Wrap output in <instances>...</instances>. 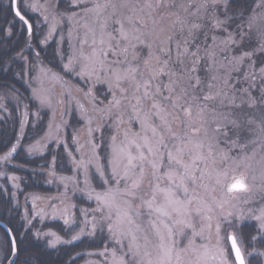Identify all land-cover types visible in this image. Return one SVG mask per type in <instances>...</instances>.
<instances>
[{"label":"rangeland","instance_id":"rangeland-1","mask_svg":"<svg viewBox=\"0 0 264 264\" xmlns=\"http://www.w3.org/2000/svg\"><path fill=\"white\" fill-rule=\"evenodd\" d=\"M99 2L108 3V7L99 16L91 12L72 18L70 13H83L84 8H92L91 0L82 7L73 9H69L67 0H25L24 11L34 18L39 27L44 28L41 43L45 45L56 42V52L62 66L60 71H56L46 63L33 61L21 53L14 58V62H23V69H17L16 73L28 89L32 100L38 105L35 110L36 117L43 111L48 114L43 134L28 144L26 149L30 155H41L46 153L50 146H62L66 162L72 168L71 173L64 177L73 179L61 181V176L51 178L49 184L54 187L53 192H29L19 199L22 177L7 171L3 165L4 160L0 159V173H3L0 175V186L4 187L6 182L12 188L15 203L22 208L28 224L35 220L41 223L55 220L70 228L71 233L67 236L52 229L37 231L38 236L47 239L51 247L69 244L86 236L106 235L103 247L87 251L81 264H111V251L101 255L104 249L115 248L118 254H122L127 248L118 247L117 242L110 238L107 228L103 232L97 230L95 235L90 234L93 216L98 219L101 214L92 211L97 207L95 198L89 199L87 192L82 191L86 188L85 171L83 166L77 168L75 161L83 159L87 162L92 158V144L95 143L100 163L104 166L106 174L111 175L109 161L113 153L112 137L116 138L118 149L128 143L125 138L126 131L129 139L135 138L134 133H140L141 136L147 135L155 140L150 130L142 131L140 120L132 119L135 108L141 116L148 117L145 127L156 126L157 131L164 135V143L159 146V153L163 155L164 160L159 179L146 160L142 165L144 180L136 190V198L125 196L126 199H132L133 219L142 229L137 232L140 242L143 243L144 235H147L151 242L147 250L152 253V258L156 256V246L160 240L150 224L156 217L149 215V210L143 206L142 200L151 198L153 187L157 183L161 188L170 184L163 175L169 166L168 153L176 155L178 149H183L180 156L196 176L195 181H186L190 194L195 198L191 208L205 209L203 215L191 212V221L196 230L203 231V235L195 237V245H207L211 256L217 244V222H220L223 228L225 223L222 215L227 211L240 209L247 215L242 221L236 217L237 227L229 229V232H235L247 264H251V259L253 264H264V251L257 246V240L264 239V229H260L258 221L248 218L259 215L260 209L264 208V104L250 106L246 102L247 95L242 92L243 89H249L250 94L259 100L261 90L264 89V80L260 78L259 73L260 68L264 67V52L257 51L251 59L245 58L242 62L233 59L242 51L250 52L259 49L261 45L264 20H258L251 29L247 28L249 16L254 11H261L256 6L258 0H254L253 8L247 16L243 17L240 13L235 23L231 19L230 23L222 28L213 26L211 8L197 12L202 0ZM32 5L36 7L33 8ZM223 12V8L219 9L220 19H224ZM228 15L233 18L230 13ZM118 21L123 23L129 40L120 37L121 24ZM194 23L202 27L192 29V36H189L188 30ZM239 25L243 27H238ZM6 30L9 32L8 28ZM229 32H243L246 37L243 45L226 43ZM108 34L113 37L111 41H108ZM133 36H139L140 39H131ZM102 37L106 41L105 45L99 43ZM184 38L189 41V51L178 57L177 42H180L179 51L182 53ZM45 40L46 43L42 42ZM101 48L108 53L107 56L99 57L104 67H100L97 58L93 56V51H99ZM124 49H127V52L123 51ZM74 51L77 56L82 51L84 57L89 58L84 60V57H81L83 63L88 65L86 70L80 63L75 65V70L65 67ZM193 52H197L198 59L191 55ZM193 60L196 61L195 71H192ZM249 64H253V67L250 68ZM129 68L136 69L132 74L134 79L126 72ZM160 68H164V71L154 75ZM42 69L44 71H41ZM82 70L85 75H78L77 72ZM93 71L95 75H88ZM250 74L255 75L254 82ZM117 76L120 79H117ZM196 77H199V84H196ZM145 82H148V95H145L143 87ZM137 85H140L139 90ZM169 85L172 88L171 94L167 87ZM89 92L91 94H88ZM209 95L212 99L205 100L204 97ZM177 96L181 97L175 101L179 107H175L173 103ZM114 98L120 101L118 105ZM41 99L49 102L42 104ZM19 103H22L21 109ZM154 104H158L159 108L154 107ZM13 106H18L21 115L28 110L17 91H1L0 121L11 116ZM189 107L190 116L184 111ZM160 109L164 110L161 115L165 116L175 135L168 132L160 116L155 115ZM224 115L230 120L238 121V126L223 120ZM221 125L224 127L221 128ZM193 128L198 131H192ZM89 129L92 130L91 133ZM189 140L191 143H188ZM197 143L203 145L198 153L202 158L196 160L193 167L192 157L196 154L193 146ZM104 145L107 146L105 151ZM131 151L133 155L138 154L135 146H132ZM222 155L227 158L222 159ZM241 160L244 161L243 164H239ZM54 161L56 162L57 158L54 157ZM126 162L124 159L122 164ZM135 163L134 171L139 174L141 163ZM170 166L177 172L184 171L180 165ZM88 169L87 179L91 187L96 192H102L99 174L95 171L96 165L89 164ZM13 177L17 179L14 180ZM240 178L244 179L247 189L229 190L230 185ZM126 183L130 184L131 181H121L119 187L123 188ZM110 184L116 186L112 181ZM119 195L121 194H118V197ZM156 195L157 203L162 202L163 194ZM117 202H120L119 199ZM221 203L223 208L219 207ZM115 215L114 208V219ZM168 222L171 223V220ZM245 223H254L258 230L249 243L245 242L241 233V226ZM191 237L192 230L187 229L184 235H175L173 239L177 247L183 249ZM53 241L58 242L53 244ZM128 242L125 239L124 244L127 245ZM197 258L198 253L189 252L183 256L182 264H195ZM231 258H234L233 253ZM208 264L214 262L209 260Z\"/></svg>","mask_w":264,"mask_h":264},{"label":"snow or ice","instance_id":"snow-or-ice-1","mask_svg":"<svg viewBox=\"0 0 264 264\" xmlns=\"http://www.w3.org/2000/svg\"><path fill=\"white\" fill-rule=\"evenodd\" d=\"M89 0H67V4L69 9L73 8H80L86 3H88ZM93 3L92 8H84L83 13H77L72 12L70 13L72 18H75L78 15L81 14H87L91 12H95L97 16L108 7V3L101 4L99 0H91ZM25 6V0H10L9 7L10 10L13 11L14 16L18 17L21 21H24L27 24V28L29 33L32 31V24L27 23L25 20V17L21 14V7ZM257 8L261 11L259 13L253 12L249 18L247 23V28L251 29L255 23H257L258 20H264V0H258ZM33 8L36 7V5H32ZM231 7V0H202V3L200 4L199 8L197 9V12L200 11V9H204L207 11L209 8H211V19L214 21L213 26L215 28H222L228 25L232 19L231 16L228 15V11ZM223 8L224 12V19H220L219 16V9ZM68 15V13H65ZM196 13H193L195 15ZM45 19H48V17H45ZM55 19V18H54ZM118 23L121 24L119 35L124 40H129L128 34L124 31L123 23L118 21ZM55 25H53V28ZM202 25L200 24H192L189 31V36H192V29H199ZM238 27H243V25H239ZM183 31V28L181 29ZM9 34L10 30H9ZM51 35V32L49 33ZM71 35V34H70ZM262 36V42L259 47V49H253L250 52H241V54L237 57H233L237 62H242L245 58L251 59V57L255 54V52H264V32L261 33ZM238 37V39H237ZM245 34L243 32H236V33H228V40L226 43L229 44H236V45H243L245 40ZM113 37L108 34V41H111ZM131 39L139 40V36H133ZM171 39V38H169ZM215 40V37L213 38ZM47 42V40L42 41ZM86 42V41H85ZM188 39H183V52L181 53L179 51L181 45L180 42H177V55L178 57L184 54L188 53ZM95 43V41H93ZM101 45H105L106 41L102 37L99 41ZM108 47L111 48V44L108 43ZM134 47V45H133ZM123 51L127 52V49H124ZM107 52L101 48L99 51L94 50L93 56L97 58V63L100 67H104L103 61L100 60V56H107ZM193 57H196L198 59L197 52L191 53ZM135 56V54H134ZM81 57H84L83 52H80V55L77 56L75 54V51L73 52V55L69 58L68 65H65V67H69L71 70H75V65L77 63H80L82 65V68L86 70L88 68L87 64L83 63V60H81ZM89 59L88 57H84V60ZM195 63L196 61L193 60V69L192 71H195ZM165 66L167 62H164ZM249 67H253V64H249ZM82 70L80 72H77L78 75H85V71ZM41 71H44L43 69ZM136 69L129 68L126 70L128 75H132L135 73ZM164 68H160L157 73H154V75H158L159 72H163ZM260 78L264 80V67H261L259 70ZM88 75H95L94 71L89 72ZM252 77V81L255 80V75L250 74ZM132 78L134 79V75H132ZM117 79H120L119 76H117ZM196 84H199V77H196ZM140 85H137V89L139 90ZM145 88V95H148L147 87L148 82H145L143 85ZM169 88V93L171 94L172 88L171 85L167 86ZM251 87V83H250ZM157 91H159V88H157ZM242 92L247 95V103L250 106H255L257 103L264 104V89L261 90V96L259 100H257L256 97H253L249 89H243ZM35 94V93H34ZM88 94H91L90 92ZM181 97L177 96L174 98V106L179 107L178 104L175 103V101L179 100ZM205 100L212 99V96H205ZM49 101H46L44 99H41V103H46ZM114 102L118 105L120 103L119 100H115ZM234 102V101H230ZM154 107L159 108L158 104H154ZM163 109H160V111L156 112L155 115L160 116L161 122L164 124V126L167 128L168 132H170L172 135H175L174 132H172L171 126L168 124L167 120L165 119V116L161 115V112H163ZM186 115H191V108L184 109ZM202 111V109H201ZM134 115L132 119H138L141 121L142 125V131H148L150 130L153 137H155V140L150 139L147 135L141 136L140 133H134L132 139L128 138L127 131L125 132V138L128 141L126 145L123 147L117 148L115 144V137H112L113 140V153L112 158L109 161L111 164V175L106 174L104 170V166L100 163L99 154L97 151V145L95 143L92 144V152L93 157L90 158L87 162H85L83 159L80 161H75L76 167L79 168L83 166L85 171V185L86 188L82 189V191H86L89 199L95 198L97 202V207L93 209V213L99 212L101 215L97 219V217L93 216V222L91 224V232L90 234L95 235L96 231L103 232L105 228H107L108 232L110 233V238L115 240L117 242L118 247H126L127 251L118 254L117 250L114 249H108L105 248L104 252L101 253V255H104L105 253L111 251V264H182V258L184 255H186L189 252L198 253V258L195 261V264H208V261L211 260L214 262V264H236L238 261L239 264H246L245 261V255L240 246L237 243V236L235 232H229V229L237 227L236 223V217H239V219L242 221L246 217V213L243 212V210L236 209L235 211H227L222 215V220L225 223V226L222 228L221 223L217 222L216 224V233H217V244L214 246L215 251L212 253L211 256H209V250L207 245H201L197 247L194 243L196 236L203 235V231H197L195 228V225L191 221V212H196L198 214L204 213L203 207H195L194 209L191 208V205L193 203V200L195 199L189 192V188L187 186L186 181L189 179L192 181L196 180V176L194 173L190 170L189 164L185 163L184 160L181 158L180 153L183 151V149H178L177 154L173 155L172 152L168 153V160H169V166L168 170L163 174L167 177V179L170 181V184L167 187L161 188L160 185L157 183L153 187V195L149 199H143L142 203L143 206L146 207L149 210L150 216H155L156 219L151 220L150 224L152 229L155 231L156 235L159 237L160 243L157 247L156 256L153 259L152 253L149 252L147 249L150 246V240L147 235H144L143 237V243L140 242L139 237L137 236V232L142 231L140 225L136 224L135 220L133 219V202L132 199H126V197L129 198H136L137 192L136 190L140 188L141 183L144 180V169H143V162L148 161L152 168L154 169V173L157 175V179H159V171L162 166H164V160L163 155L159 153V146L164 143V135L162 133H159L157 131V127L153 125H147L145 127V121L148 119L147 116H141L140 112L137 109H133ZM223 120L228 121L229 123L233 124L234 126H238V121L236 120H230L227 115L222 116ZM251 122V121H250ZM224 127L221 125V128ZM91 129H89V133H91ZM192 131H198V129L193 128ZM188 143H191V140H189ZM132 146H135L137 150V155H133L131 148ZM202 144H195L193 146L196 154L192 157V166H195V162L198 159H201L202 157L198 154L199 149L202 148ZM147 155H146V152ZM16 148L12 149V152H15ZM149 157H154L153 159H149ZM222 159H226L227 157L222 155ZM4 159H7L5 157ZM74 159V158H73ZM126 159V163H123V160ZM136 161H139L141 163V168L139 171V174H137L134 170L136 168ZM244 161L241 160L239 164H243ZM89 164H95L96 169L95 171L99 174V186L103 189L102 192H96L94 188L91 187L89 180L87 179L88 176V166ZM122 164V167H121ZM176 164L183 167L184 171L183 173L177 172L174 168H172L170 165ZM54 174V173H52ZM0 175H3V173H0ZM13 179H17L16 177H13ZM67 179H73L70 177H64L61 176L60 180H67ZM131 181L130 184L126 183L123 188H120L119 185L121 181ZM110 181H112L113 184L116 186L113 187L110 184ZM247 184L244 182L243 178L236 179L234 183L230 185L229 190L234 189H247ZM156 193H162L163 199L162 202L157 203V195ZM118 194L119 195L118 197ZM119 199V203L117 200ZM206 207V206H205ZM220 208H223L224 205L221 203L219 205ZM116 209V215L115 219L113 218V209ZM209 211L211 209H208ZM87 214V210H85ZM137 214L138 210H137ZM175 214V215H174ZM168 218V220H171V223L168 222V220L164 219ZM249 219H255L259 222L260 229H264V208H261L259 211V215H252L248 216ZM210 219V217H209ZM187 229L192 230V237L188 240V245L181 249L178 248L175 240L173 239L175 235H184L185 231ZM10 231V230H6ZM223 233V235H221ZM39 235V234H37ZM81 235H83V230L81 231ZM125 239H127L129 242L127 245L124 244ZM230 241V244L228 243ZM58 241H53V244L57 243ZM7 246V252L8 255L15 254L17 257L20 254L21 249L19 248V245L17 243V238L14 236H9L6 241ZM200 249H203V251H200ZM234 249V258H231L232 250ZM91 254V253H90ZM108 259V257H106ZM11 264H16V261H11Z\"/></svg>","mask_w":264,"mask_h":264},{"label":"trees","instance_id":"trees-1","mask_svg":"<svg viewBox=\"0 0 264 264\" xmlns=\"http://www.w3.org/2000/svg\"><path fill=\"white\" fill-rule=\"evenodd\" d=\"M9 3L10 0H0V92L17 91L28 110L21 115L19 109L22 103H19V109L18 106H13L10 117L1 119L0 159L4 160L3 165L7 171L21 175L22 190L19 192V199H22L23 195L29 192H53L54 187L49 184V179L66 176L71 173L72 168L66 162L62 146L58 148L50 146L47 152L41 155H30L27 152L26 146L43 134L48 114L43 111L36 117L35 110L38 105L32 100L28 89L16 73L17 69H23V62H14V58L21 53L33 61L40 60L46 63L56 71H60L62 66L56 52V42L42 44L44 28L39 27L34 18L21 7V12L32 23V31L29 33L25 22L14 16ZM253 5L254 0H231L228 13L233 16L232 21L235 23L240 13L243 17L247 16ZM106 147L103 146V151ZM13 148H16L15 152H12ZM5 157L7 159H4ZM54 157L57 158L56 162H53ZM19 206L15 203L12 188L5 182L4 187L0 186V220L11 228L17 238L21 251L15 258L16 264H81L87 251L102 248L106 241V235L86 236L69 244L51 247L47 239L37 235V231L52 229L67 236L70 228L55 220L43 223L35 220L28 224ZM257 232L254 223H245L241 226L246 243H249L250 238ZM8 237V232L0 225V264H7L11 257L6 246ZM257 246L264 251V239H258ZM252 261L251 259V264Z\"/></svg>","mask_w":264,"mask_h":264},{"label":"water","instance_id":"water-1","mask_svg":"<svg viewBox=\"0 0 264 264\" xmlns=\"http://www.w3.org/2000/svg\"><path fill=\"white\" fill-rule=\"evenodd\" d=\"M21 14L25 17V20L27 21V23H30L31 24V22L29 21V19L21 12ZM26 24V23H25ZM27 25V24H26ZM0 225L2 226V227H4L6 230H10V231H7L8 232V234H9V236H14V234H13V231L11 230V228L4 222V221H2V220H0ZM15 237V236H14ZM230 242V241H229ZM237 243H238V241H237ZM238 245H239V243H238ZM240 246V245H239ZM241 248V247H240ZM242 249V248H241ZM232 253H233V256H234V249L232 250ZM15 258H16V255L15 254H13V255H11V257H10V259L8 260V262H7V264H11V261H13V260H15ZM245 261H246V258H245ZM236 264H239V262L237 261L236 262ZM246 264H247V261H246Z\"/></svg>","mask_w":264,"mask_h":264},{"label":"flooded vegetation","instance_id":"flooded-vegetation-1","mask_svg":"<svg viewBox=\"0 0 264 264\" xmlns=\"http://www.w3.org/2000/svg\"><path fill=\"white\" fill-rule=\"evenodd\" d=\"M25 15V14H24ZM26 16V15H25ZM27 17V16H26ZM28 18V17H27ZM29 19V18H28ZM29 21H30V19H29ZM31 22V21H30ZM32 24V23H31Z\"/></svg>","mask_w":264,"mask_h":264}]
</instances>
